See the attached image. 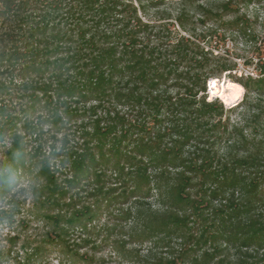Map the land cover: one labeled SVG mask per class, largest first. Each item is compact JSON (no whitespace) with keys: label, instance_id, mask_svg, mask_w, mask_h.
<instances>
[{"label":"trees","instance_id":"1","mask_svg":"<svg viewBox=\"0 0 264 264\" xmlns=\"http://www.w3.org/2000/svg\"><path fill=\"white\" fill-rule=\"evenodd\" d=\"M169 1L0 0V224H23L28 196L43 225L7 239L18 264L50 248L96 264L103 246L143 264H264V0ZM228 33L253 73L214 54ZM225 73L244 89L237 123L207 100Z\"/></svg>","mask_w":264,"mask_h":264},{"label":"rangeland","instance_id":"2","mask_svg":"<svg viewBox=\"0 0 264 264\" xmlns=\"http://www.w3.org/2000/svg\"><path fill=\"white\" fill-rule=\"evenodd\" d=\"M171 2L169 0H164V6L170 7ZM161 6V7H164ZM248 14H253L255 12V6L251 5L247 10H245ZM259 17L264 21V10L259 13ZM173 23V20H171ZM261 23V21H260ZM175 25V24H174ZM177 29V28H176ZM259 31H262L263 29L258 28ZM184 34V33H183ZM188 35V34H186ZM245 39L238 37L237 35L233 34H226L225 41L219 42L217 44V48L214 49V54H220L225 59L235 62L236 63V69L235 71L231 72V75H234L236 77H240L241 75L250 74L253 73V67L245 69L242 65L243 58L246 57L249 54V49L245 45ZM215 43H212V46H214ZM240 57V58H237ZM226 74V75H225ZM223 74L219 79H215L217 81L223 82V80H231L229 78L228 73ZM212 79H209L207 82V100L212 101L217 99L225 110V116L230 119L231 123H237L240 119V113L239 110H235V106H237L243 99L244 95V89L241 97L239 100L234 103V106L228 107L225 106L217 97H213L210 94L209 89V82ZM233 108V109H232ZM231 109V110H230ZM261 134H264V125L261 127L260 132ZM33 143L28 145V151L32 150ZM9 146L8 141L0 144V158L3 157V151ZM21 183L22 186H26L27 180H22ZM26 198V200L24 199ZM22 197L21 202L22 206L20 208L19 214H16V221L21 220L24 223L21 222L15 223L14 225L10 226L7 223L0 224V264H18V261H23L24 258V252L20 249V244H17L16 246L12 245L13 243H10L7 241L8 238L18 234L21 239L23 238H30V239H36L38 240L40 236L43 233V225L42 221L35 218L32 215V205L31 200L29 197ZM3 206V209H8V206L4 203L1 204ZM1 208V209H2ZM147 245H144L141 248L140 254L146 255L147 252ZM19 256V257H17ZM60 253L58 250L50 248V252L41 260H33L31 264H57L58 259L60 258ZM98 259L102 260L99 263L96 264H143L141 262L137 263V260L135 261H125L120 260L115 253L112 252V250L108 246H103L100 249V252L97 254ZM21 263V262H20ZM66 264H72L70 262H66ZM75 264H82V263H75Z\"/></svg>","mask_w":264,"mask_h":264},{"label":"bare ground","instance_id":"3","mask_svg":"<svg viewBox=\"0 0 264 264\" xmlns=\"http://www.w3.org/2000/svg\"><path fill=\"white\" fill-rule=\"evenodd\" d=\"M209 89L211 96L217 97L228 107L234 106V103L239 100L243 93V88L239 84L227 79L223 80V82L215 79L210 80Z\"/></svg>","mask_w":264,"mask_h":264},{"label":"snow or ice","instance_id":"4","mask_svg":"<svg viewBox=\"0 0 264 264\" xmlns=\"http://www.w3.org/2000/svg\"><path fill=\"white\" fill-rule=\"evenodd\" d=\"M233 87H235V86H233Z\"/></svg>","mask_w":264,"mask_h":264},{"label":"water","instance_id":"5","mask_svg":"<svg viewBox=\"0 0 264 264\" xmlns=\"http://www.w3.org/2000/svg\"><path fill=\"white\" fill-rule=\"evenodd\" d=\"M209 85V84H208Z\"/></svg>","mask_w":264,"mask_h":264}]
</instances>
